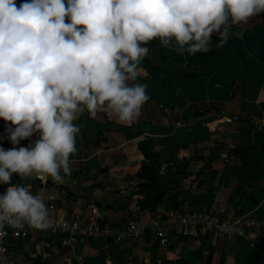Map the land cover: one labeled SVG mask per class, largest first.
<instances>
[{"label": "crops", "instance_id": "crops-1", "mask_svg": "<svg viewBox=\"0 0 264 264\" xmlns=\"http://www.w3.org/2000/svg\"><path fill=\"white\" fill-rule=\"evenodd\" d=\"M233 33L214 57L149 42L137 81L149 97L140 115L122 124L109 112L93 119L85 111L74 121L80 132L69 174L61 171L60 182L14 176L12 184L35 195L44 187L55 199L45 198L46 207L59 216L87 212L112 228L136 217L150 222L206 211L222 197L221 221H259L249 235L220 241L197 232L165 247L150 235L76 239L67 247L57 237L11 239L16 264H264V29ZM7 129L0 119L6 151L38 139L14 146ZM9 186L0 185V195Z\"/></svg>", "mask_w": 264, "mask_h": 264}, {"label": "clouds", "instance_id": "clouds-1", "mask_svg": "<svg viewBox=\"0 0 264 264\" xmlns=\"http://www.w3.org/2000/svg\"><path fill=\"white\" fill-rule=\"evenodd\" d=\"M264 13V0H0V119L18 146L0 147V231L51 227L40 195L14 176L62 181L85 111L131 123L148 101L138 83L159 39L180 54L223 47L233 27ZM242 38V34H239Z\"/></svg>", "mask_w": 264, "mask_h": 264}, {"label": "built area", "instance_id": "built-area-1", "mask_svg": "<svg viewBox=\"0 0 264 264\" xmlns=\"http://www.w3.org/2000/svg\"><path fill=\"white\" fill-rule=\"evenodd\" d=\"M43 200L55 201L53 196L46 195L44 187H38ZM6 193V192H4ZM3 193V194H4ZM222 197H216L211 208L206 211H193L176 215L168 220L154 219L145 222L142 218H133L126 221L119 228H112L103 223L99 216L92 217L87 212L72 213L70 216H59L48 209L51 227L36 230L25 225L21 229L5 226L0 231V264H16L10 255L8 242L11 239L25 240L30 237L39 243H46L47 239L59 238V246L67 247L76 239H112L115 242L139 240L150 235L160 247L169 245L172 241L185 238L200 232L214 237L217 240H232L247 237L259 224L251 215L235 217L233 220L221 221L218 214L222 209Z\"/></svg>", "mask_w": 264, "mask_h": 264}, {"label": "trees", "instance_id": "trees-1", "mask_svg": "<svg viewBox=\"0 0 264 264\" xmlns=\"http://www.w3.org/2000/svg\"><path fill=\"white\" fill-rule=\"evenodd\" d=\"M254 26H259L260 28L264 29V14L260 13L252 18H250V20L248 21L247 24H241V25H237L234 27H238V28H243V29H248V28H252ZM153 41H159V39H155ZM219 43V38L216 35H213L212 37V41H211V48L210 51L208 52H199L198 54L200 55H204L209 57H214L216 54H218L219 52V48L217 47V44ZM147 62V61H146Z\"/></svg>", "mask_w": 264, "mask_h": 264}, {"label": "rangeland", "instance_id": "rangeland-1", "mask_svg": "<svg viewBox=\"0 0 264 264\" xmlns=\"http://www.w3.org/2000/svg\"><path fill=\"white\" fill-rule=\"evenodd\" d=\"M147 58H148V56L142 61V64H144V62L147 61ZM35 189H36V188H35ZM35 193H36V190H35ZM35 193H34L33 195H35Z\"/></svg>", "mask_w": 264, "mask_h": 264}, {"label": "water", "instance_id": "water-1", "mask_svg": "<svg viewBox=\"0 0 264 264\" xmlns=\"http://www.w3.org/2000/svg\"><path fill=\"white\" fill-rule=\"evenodd\" d=\"M19 4L21 3V0H19V2H18ZM97 203H95V205H96ZM98 205V204H97Z\"/></svg>", "mask_w": 264, "mask_h": 264}]
</instances>
